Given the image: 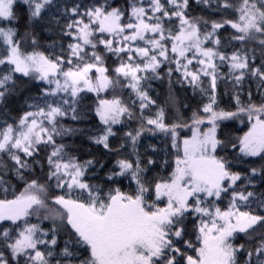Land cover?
Segmentation results:
<instances>
[{"label":"snow or ice","instance_id":"snow-or-ice-1","mask_svg":"<svg viewBox=\"0 0 264 264\" xmlns=\"http://www.w3.org/2000/svg\"><path fill=\"white\" fill-rule=\"evenodd\" d=\"M0 264H264V0H0Z\"/></svg>","mask_w":264,"mask_h":264}]
</instances>
